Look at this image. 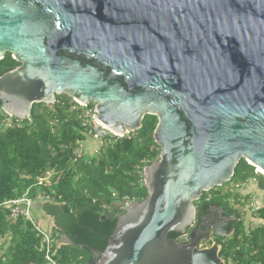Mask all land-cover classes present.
Here are the masks:
<instances>
[{
    "label": "water",
    "instance_id": "95a60500",
    "mask_svg": "<svg viewBox=\"0 0 264 264\" xmlns=\"http://www.w3.org/2000/svg\"><path fill=\"white\" fill-rule=\"evenodd\" d=\"M6 53L20 63L0 75L9 115L68 95L121 135L158 117L148 195L86 264H224L216 244L169 233H187L195 201L241 159L264 170V0H0ZM213 230L227 237L232 222Z\"/></svg>",
    "mask_w": 264,
    "mask_h": 264
},
{
    "label": "trees",
    "instance_id": "16d2710c",
    "mask_svg": "<svg viewBox=\"0 0 264 264\" xmlns=\"http://www.w3.org/2000/svg\"><path fill=\"white\" fill-rule=\"evenodd\" d=\"M18 65L6 53L0 60V75ZM83 111L68 95H57L53 104H34L22 127L0 128V264H48L42 237L30 221L12 219L10 207L3 205L27 190L33 199L32 215L55 237L54 257L59 264H86L94 252L103 251L107 236L115 230L117 215L124 212L119 202L124 197L140 202L148 195L144 169L161 152L154 139L158 117L145 115L133 136L92 141L81 119ZM5 116L0 100V123ZM54 120L57 122L52 124ZM79 143L90 151L86 159L73 162ZM255 168L241 159L231 181L224 185L256 181L263 193L261 207L254 213L260 221L256 226L245 225L231 203L241 205V195L223 192L224 185L204 192L194 203L199 213L211 205L233 208L239 215L232 235L219 238V256L225 264H264V175ZM115 210L111 218L101 221ZM63 235L70 242L62 241ZM178 235L169 233L175 239Z\"/></svg>",
    "mask_w": 264,
    "mask_h": 264
},
{
    "label": "built area",
    "instance_id": "2783aa9c",
    "mask_svg": "<svg viewBox=\"0 0 264 264\" xmlns=\"http://www.w3.org/2000/svg\"><path fill=\"white\" fill-rule=\"evenodd\" d=\"M80 107L84 108L83 114L81 115V119L83 125L86 127V133L90 140L99 141L108 137H130L133 136L134 132L121 135L112 130H110L105 125L101 124L96 118V110L95 107H88V105H83L77 101H75ZM6 113V112H5ZM23 118L12 116L6 113L4 120L0 123L1 127H22L24 125ZM57 121L54 120L52 124H55ZM74 155L76 159L73 162L81 161L87 158V148L84 144L79 143L74 151ZM51 175L48 177L42 178L39 183L46 181ZM246 184V183H245ZM245 184L237 185L243 186ZM135 202L133 199L129 197H124L118 204V207L121 210H124L131 203ZM3 205H8L10 207V217L14 220L19 217H23L26 220L30 221L33 225L35 231L39 236L42 237L44 250H45V258L48 264H59V262L55 259V237L52 236L49 232H47L43 226L36 221L34 216L32 215L31 208L33 205V199L29 197V190H27L19 199L11 200L5 202ZM253 212H256L261 207L260 202L257 200H253L250 203Z\"/></svg>",
    "mask_w": 264,
    "mask_h": 264
},
{
    "label": "flooded vegetation",
    "instance_id": "af4514ba",
    "mask_svg": "<svg viewBox=\"0 0 264 264\" xmlns=\"http://www.w3.org/2000/svg\"><path fill=\"white\" fill-rule=\"evenodd\" d=\"M235 215L237 214L234 212L233 208L216 207L210 205L209 207H206L201 213H199L196 209L193 225L187 230L186 234L179 233L177 240L187 243L189 242V237H191L190 240L192 242L199 241L200 249L211 248L212 245L216 244L219 248V256V251L221 248L219 244V238H228L235 231V225L240 219V217L237 218ZM224 222H232L233 231L227 237H221L215 234L213 230L214 225ZM219 258L224 261L220 256Z\"/></svg>",
    "mask_w": 264,
    "mask_h": 264
},
{
    "label": "rangeland",
    "instance_id": "374dc122",
    "mask_svg": "<svg viewBox=\"0 0 264 264\" xmlns=\"http://www.w3.org/2000/svg\"><path fill=\"white\" fill-rule=\"evenodd\" d=\"M90 147V146H89ZM87 148V154L89 153L90 149ZM91 148V147H90ZM256 172L262 173L263 172L259 171V168H255ZM228 190H232L233 193H239L241 195V200H243L241 205H237L234 200H231V203L234 207H236L241 216L243 217V220L245 221V225L248 227H253L256 226L257 224L260 223L258 219L255 218L254 213L252 211V208L250 206V203L253 200H257L259 202H262V192L259 191V189L256 186V181H248L245 185L237 187V184L235 183H228L224 185L222 191L226 192ZM248 196V198L246 197Z\"/></svg>",
    "mask_w": 264,
    "mask_h": 264
},
{
    "label": "bare ground",
    "instance_id": "6f19581e",
    "mask_svg": "<svg viewBox=\"0 0 264 264\" xmlns=\"http://www.w3.org/2000/svg\"><path fill=\"white\" fill-rule=\"evenodd\" d=\"M259 168V167H258ZM259 171L263 172L264 173V170H262L261 168H259Z\"/></svg>",
    "mask_w": 264,
    "mask_h": 264
},
{
    "label": "crops",
    "instance_id": "0c3cea01",
    "mask_svg": "<svg viewBox=\"0 0 264 264\" xmlns=\"http://www.w3.org/2000/svg\"><path fill=\"white\" fill-rule=\"evenodd\" d=\"M62 241H65L64 239L61 238Z\"/></svg>",
    "mask_w": 264,
    "mask_h": 264
}]
</instances>
